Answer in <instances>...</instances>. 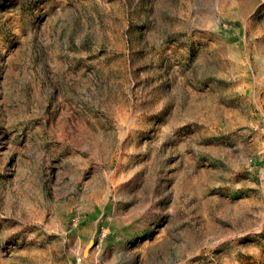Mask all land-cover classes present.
<instances>
[{
	"label": "rangeland",
	"instance_id": "rangeland-1",
	"mask_svg": "<svg viewBox=\"0 0 264 264\" xmlns=\"http://www.w3.org/2000/svg\"><path fill=\"white\" fill-rule=\"evenodd\" d=\"M0 264H264V0H0Z\"/></svg>",
	"mask_w": 264,
	"mask_h": 264
}]
</instances>
